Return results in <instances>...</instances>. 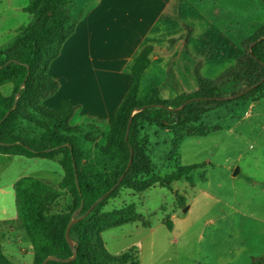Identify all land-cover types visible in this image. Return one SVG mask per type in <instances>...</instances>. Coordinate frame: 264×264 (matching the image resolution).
Segmentation results:
<instances>
[{
  "label": "trees",
  "instance_id": "1",
  "mask_svg": "<svg viewBox=\"0 0 264 264\" xmlns=\"http://www.w3.org/2000/svg\"><path fill=\"white\" fill-rule=\"evenodd\" d=\"M23 12L32 16L33 22L20 27L19 36L0 49V88L11 85L9 95L0 92V155L52 161L63 172L57 188L33 177H22L13 184L17 216L33 253L32 264H42L49 256H72L64 233L81 203L78 217L90 212L69 230L77 251L75 261L47 264H139L135 250L110 254L102 234L134 223L150 228L151 222L136 212L134 204L103 211L107 201L117 198L121 190L140 194L154 186L169 189L171 183L204 166L177 165L169 174H156L140 138L141 130L148 125L171 131V153L178 155L184 139L206 135V127L198 124L203 116L226 105L264 98V81L257 85L264 79V23L243 42V54L233 66L208 79L201 75L198 64L193 69L197 89L170 99L162 98L155 87L139 95L153 51L151 45L145 46L133 59L130 85L104 131L101 125L105 122L81 116L80 106L66 101L58 108L44 104L60 89L59 82L49 75V67L83 19V10L76 7V0H29ZM185 32L168 44L182 40L191 59L187 52L191 29L185 27ZM245 90L249 91L243 96L229 99ZM17 94L16 108L11 111ZM67 196L72 200L70 208L54 213L53 207ZM175 199L180 209L186 206L184 197ZM163 224L172 230L170 220ZM0 264H14L4 255L1 242ZM249 264H264V253Z\"/></svg>",
  "mask_w": 264,
  "mask_h": 264
},
{
  "label": "rangeland",
  "instance_id": "2",
  "mask_svg": "<svg viewBox=\"0 0 264 264\" xmlns=\"http://www.w3.org/2000/svg\"><path fill=\"white\" fill-rule=\"evenodd\" d=\"M28 2L0 0V49L19 36L20 27L33 22L32 16L18 9ZM172 11L174 24L165 31L170 38L178 34V23L179 32L191 27L200 39L205 37L208 21L221 28L228 25L224 24L228 19H238L240 31L264 21V3L260 0H176ZM238 25L234 23L232 28ZM196 47L192 45L193 51ZM180 49L175 61L188 82L194 69L188 65L196 67L199 63L189 59L182 46ZM10 89V84L4 85L0 92L9 95ZM248 102L254 101L226 105L203 116L198 124L206 127V135L184 139L178 155L171 153V131L148 125L141 130L140 138L156 174H169L177 165L204 166L171 183L169 189L154 186L140 194L121 190L117 198L107 201L103 211L134 204L136 212L151 222L149 230L137 223L103 232L110 254L135 250L139 264H249L251 256L264 252V100L241 117L242 106ZM106 123L101 125L104 131ZM235 170L238 173L233 175ZM62 175L59 165L52 161L0 155V242L14 264L33 263L17 216L14 182L33 177L57 188ZM176 196L185 198L184 208L178 207ZM71 204L72 200L64 197L52 211H66ZM164 220L172 222V231Z\"/></svg>",
  "mask_w": 264,
  "mask_h": 264
},
{
  "label": "crops",
  "instance_id": "3",
  "mask_svg": "<svg viewBox=\"0 0 264 264\" xmlns=\"http://www.w3.org/2000/svg\"><path fill=\"white\" fill-rule=\"evenodd\" d=\"M89 1L80 4L76 0V7L83 10L84 17L49 67V75L59 82L60 89L44 102L47 107L58 108L66 101L80 106L83 116L109 122L130 85L133 59L147 45H151L153 51L140 82V96L154 87L164 99L197 89L194 75H190L188 85L186 76L181 73L182 66L176 65L175 56L183 47V41L172 46L168 44L170 39H179L186 32H179L180 23L176 26V36L170 38L165 32L166 27L174 24L172 10L176 0H92L90 4ZM24 7L18 9L23 12ZM238 21L228 19L224 22L228 25L221 28L208 21L205 37L200 39L190 27L187 52L192 60L198 61L200 73L205 78L215 79L233 66L243 54V42L264 23L240 31ZM234 23L237 28H232ZM193 44L197 46L195 51ZM262 100L264 98L245 103L241 117L249 115ZM237 173L235 170L233 175ZM263 253L251 256L250 262Z\"/></svg>",
  "mask_w": 264,
  "mask_h": 264
},
{
  "label": "water",
  "instance_id": "4",
  "mask_svg": "<svg viewBox=\"0 0 264 264\" xmlns=\"http://www.w3.org/2000/svg\"><path fill=\"white\" fill-rule=\"evenodd\" d=\"M7 64H8V63H6V65H7ZM0 69H1V67H0ZM263 81H264V79H262V80L260 81V83H258L257 85L261 84ZM257 85H256V86H257ZM23 86H24V83L21 85V88H22ZM252 88H253V87H252ZM248 91H249V90L242 91V92H240V93L234 95L233 97H230L229 99H230V100H233V99L239 98V97L243 96L244 94H246ZM18 98H19V94H17V96L15 97L14 105H13L11 111L15 110L16 105H17ZM185 104H186V103H185ZM185 104H183L182 107H184ZM9 113H10V112H7V113L4 115L2 121H3L4 119L7 118V116L9 115ZM0 123H1V121H0ZM66 146H67V145H66ZM120 180H121V179H120ZM103 198H104V197H101L100 199H98V200L96 201V203L92 206V208H93V207H94V206H95L100 200H102ZM81 209H82V203H81L80 207H79L77 210H75V211L73 212V214H72V216H71V218H70V220H69V222H68V224H67V227H66L65 233H64L65 241H66L67 245L69 246V248H70L71 251H72V256H71L70 258H67V259H58V258H55V257H53V256H49V257H47L46 259L43 260L42 264H47L48 262L70 263V262L75 261L76 256H77V251H76V248L74 247V244H73L72 241L70 240V237H69V230H70V228H71L74 224L78 223L80 220H82V219H83V218H84V217L90 212V210H89L84 216L78 217V216L80 215ZM185 210H186V208H185Z\"/></svg>",
  "mask_w": 264,
  "mask_h": 264
}]
</instances>
